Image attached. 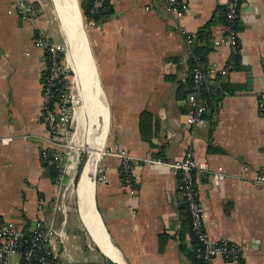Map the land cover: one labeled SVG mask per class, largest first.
Returning a JSON list of instances; mask_svg holds the SVG:
<instances>
[{"label": "crops", "instance_id": "obj_1", "mask_svg": "<svg viewBox=\"0 0 264 264\" xmlns=\"http://www.w3.org/2000/svg\"><path fill=\"white\" fill-rule=\"evenodd\" d=\"M53 1L60 27L51 0H36L41 13L33 21L22 18L12 0H0V188L5 192L0 215L25 230L41 219L53 229L54 251L70 261L264 264V182L255 180L264 172V117L258 107L264 90V0H240L239 58L226 76L209 82L224 80L227 92L197 125L187 122L189 92L181 96L178 88L188 89V47L194 53L208 45L202 64L209 67L229 59L230 47L214 44L223 33L226 0H185L181 16L167 11L164 0H110L111 14L96 20L84 16L92 67L108 109L103 148H123L133 157L129 186L121 177V158L102 151L96 167L107 179L96 180L94 172L93 189L84 196L86 161L78 170V153L61 185L41 156L52 144L41 117L46 61L35 44V28L58 41L64 33L70 50ZM186 34L193 37L189 45ZM74 63L79 76L73 71L72 91L79 100L73 135L87 146L91 114ZM143 112L149 116L141 124ZM189 148L211 170L196 172L204 227L213 238L242 243L243 259L218 255L208 262L195 255L197 241L172 165ZM219 166L226 174L222 180L212 172Z\"/></svg>", "mask_w": 264, "mask_h": 264}, {"label": "built area", "instance_id": "obj_2", "mask_svg": "<svg viewBox=\"0 0 264 264\" xmlns=\"http://www.w3.org/2000/svg\"><path fill=\"white\" fill-rule=\"evenodd\" d=\"M18 14L25 19L34 20L40 13L41 8L36 0H12ZM110 0H92L90 11L96 14L101 11L105 3ZM165 9L175 16H181L186 7L185 0H164ZM240 0H226L224 8L223 33L214 40L215 45H228L230 57L223 65L206 66L200 61V56L195 55L188 47L194 65L191 69L192 91L190 95L191 107L187 116L190 125H197L205 121L207 110L206 100L202 94L207 89L211 80L216 77L226 76L235 66V59L240 51L239 33L237 22L240 16ZM95 20L94 18H90ZM36 29L35 44L45 53L46 71L43 76L42 109L41 117L47 127L48 137L46 141L52 144V148L46 146L42 151L43 158L48 163L56 164L57 173L55 181L61 185L64 181L66 153L64 146L68 145L67 137L71 134V99L68 89L58 92L60 88H68V80L62 59L66 54V43L55 41L45 29ZM185 41L189 45L193 41L190 34L185 35ZM187 54V55H188ZM264 63V61H263ZM259 112L264 117V90L259 93ZM70 133V134H69ZM7 141L8 138H2ZM47 148V149H46ZM102 151L117 154L121 158L120 171L124 183L132 186L133 157L123 148L107 147ZM69 154V152H68ZM68 158V155H67ZM65 162V164H64ZM180 175L179 189L182 202L184 203L190 220V231L196 238L194 247L195 255L210 262L220 255L225 260L237 261L244 258L242 243L228 239H216L211 237L204 227V207L197 186L196 172L206 174L211 172L208 165L197 162L192 149H188L184 156L172 162ZM222 180L226 174L219 166L212 171ZM95 178L105 181L106 174L102 167H96ZM256 181L264 182V172L256 175ZM53 229L45 225L41 219L36 218L29 230L16 225L0 215V264H11L15 258V264H93L85 260H65L58 255L51 245Z\"/></svg>", "mask_w": 264, "mask_h": 264}, {"label": "bare ground", "instance_id": "obj_3", "mask_svg": "<svg viewBox=\"0 0 264 264\" xmlns=\"http://www.w3.org/2000/svg\"><path fill=\"white\" fill-rule=\"evenodd\" d=\"M58 11L60 13L65 34L69 40L70 50L75 59L77 68L81 74L83 90L87 97V103L90 108V129L88 145L90 153L86 159L85 167L81 177L80 192L82 196L88 194L94 186V172L96 163L100 158V154L105 142V136L108 126V109L103 98L102 92L99 90L97 77L92 67L90 52L88 49L87 39L84 33L81 15L77 0H55ZM81 12V11H80ZM66 64L70 66L69 53L66 48L65 54ZM70 87L72 91V77L70 79ZM73 94V93H72ZM72 119H75V105L73 106ZM74 131L67 137V142L74 148L69 152L66 161L65 172L68 173L69 168L78 153L80 144L74 139ZM67 176V174H66ZM67 178H65L66 180ZM66 188L67 185L65 184ZM65 188V189H66ZM89 195V194H88ZM91 195V194H90ZM81 197V196H80ZM85 198V197H82ZM83 202V200H82ZM91 202V201H89ZM89 205V204H88Z\"/></svg>", "mask_w": 264, "mask_h": 264}, {"label": "trees", "instance_id": "obj_4", "mask_svg": "<svg viewBox=\"0 0 264 264\" xmlns=\"http://www.w3.org/2000/svg\"><path fill=\"white\" fill-rule=\"evenodd\" d=\"M108 3H109V1L105 3L104 7L101 9L100 12H98L96 14H93L90 11L92 0H80L79 1V5H80V9H81L82 15L87 17V18H94L95 20L99 19L103 15H109V14L112 13L113 8H112L111 4H108ZM201 35H203L201 37L207 38L206 32H204V31L201 32ZM208 49H209L208 45H205V47L203 49L204 52L203 51L200 52L199 50H197L196 52L194 51L195 55L200 56L201 63L204 62L205 53H206V51ZM238 58H239V55L236 57L235 63L237 62ZM193 65H194V62L190 58V60H189V72L190 73H189V78H188V81H187L188 89L185 90L184 89V85H180L178 89H179V91L182 90L181 91V96H186V94L188 92L191 95V91H192L191 69H192ZM218 78H220V77H217V80H219ZM215 82L216 83L214 85H212V84L210 85L209 84V87L207 89H205L203 94H202L203 98L206 100L207 109H209V110L205 111V115L206 116L208 115L209 111L214 112V110L216 108L217 101L223 96V94L225 92H227V83L224 80H221L220 83H217V81H215ZM67 84H68V80L66 82V85ZM66 89H67L66 87L60 88L58 90V92H60L62 90H66ZM177 95H179V94L177 93ZM147 116H149V114L147 112H143L141 114V124L145 121V119H147ZM43 149L44 148L41 149V156H42ZM42 158H43V156H42ZM82 161H83V157L80 156L79 164H78V170H80V168H81ZM57 163H58V161L54 160V163L50 164L43 158V165H45L48 168L50 175L52 177H54V178L56 177V173H57V168H56V164ZM189 228H190V226H189ZM195 245H196V243H195ZM195 245H194V247H195ZM191 257L194 258V253L193 252H191ZM198 261H202V260L198 259Z\"/></svg>", "mask_w": 264, "mask_h": 264}, {"label": "rangeland", "instance_id": "obj_5", "mask_svg": "<svg viewBox=\"0 0 264 264\" xmlns=\"http://www.w3.org/2000/svg\"><path fill=\"white\" fill-rule=\"evenodd\" d=\"M77 2H78V5H79V0H77ZM51 4H52V7H53V9H54V15H55V17H56V22L58 23V26L60 27V22H59V18H58V15H57V12H56V9H55V5H54V1L53 0H51ZM81 11V10H80ZM81 14V20H82V25H83V29H84V31L86 30V19H85V17L82 15V12L80 13ZM47 32V31H46ZM63 32V31H62ZM49 34V33H48ZM50 35V34H49ZM51 36V35H50ZM52 37V36H51ZM53 38V37H52ZM54 39V38H53ZM55 41H58V40H56V39H54ZM63 40H64V42L66 43V48H67V51H68V53H69V60H70V66H71V69L69 68V66H67V64H66V59H65V55H64V57H63V59H62V62H63V65H64V67H65V71H66V73H67V77H68V92H69V95H70V99H71V103H70V106H71V114H72V111H73V106L76 104L77 105V102H78V100L79 99H77V97H74V95L72 94L73 93V91H71V87H70V79H71V77H72V73H74L75 72V75L78 77L79 76V74H78V71L76 70V66H75V63H74V59L72 58V56H71V54H70V50H69V47H68V42H67V39H66V37H65V35H64V33H63ZM58 42H63V41H58ZM45 53V52H44ZM74 71V72H73ZM69 119H72V117L71 118H69ZM70 133L71 132H73L74 130H75V122L73 121V119L71 120V128H70ZM69 133V134H70ZM74 148L72 147V145L71 144H69L68 143V145H66V146H64V151H65V153H66V159H68L67 158V155L69 156V154H68V152H70V151H72ZM103 149V148H102ZM90 148H89V145H88V143H87V146L86 145H83V146H81V147H79V149H78V156H77V159H78V161H79V159H80V156L81 157H83V161H82V165H81V168H83L82 166H84V163H85V161H86V159H87V157H88V155H89V153H90ZM102 152V151H101ZM78 161H77V163H78ZM65 162H66V160H65ZM65 162H64V164H65ZM73 182H74V187H75V185H76V183H77V179H76V182L74 181V176H73ZM4 194H5V192H4V190H2L1 188H0V204H3V203H5V200H3V198H4ZM72 197H74L75 198V192L73 191L72 192ZM11 264H15L16 263V260H15V258H13V259H11V262H10Z\"/></svg>", "mask_w": 264, "mask_h": 264}]
</instances>
